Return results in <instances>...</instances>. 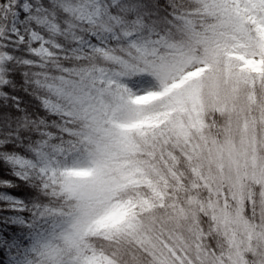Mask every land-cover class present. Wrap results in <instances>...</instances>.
I'll return each instance as SVG.
<instances>
[{
    "label": "snow or ice",
    "instance_id": "6c2138e0",
    "mask_svg": "<svg viewBox=\"0 0 264 264\" xmlns=\"http://www.w3.org/2000/svg\"><path fill=\"white\" fill-rule=\"evenodd\" d=\"M0 264H264V0H0Z\"/></svg>",
    "mask_w": 264,
    "mask_h": 264
}]
</instances>
